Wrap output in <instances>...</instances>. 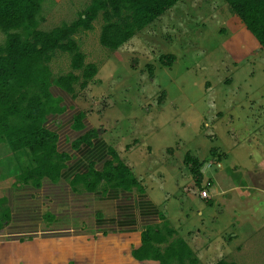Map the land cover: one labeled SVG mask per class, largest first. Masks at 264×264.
Listing matches in <instances>:
<instances>
[{
  "label": "rangeland",
  "instance_id": "1",
  "mask_svg": "<svg viewBox=\"0 0 264 264\" xmlns=\"http://www.w3.org/2000/svg\"><path fill=\"white\" fill-rule=\"evenodd\" d=\"M91 1L44 0L39 29L71 23ZM102 24L100 15L75 35L99 72L84 90L75 85L66 113L86 112L95 144L114 147L145 194L73 190L74 173L101 162L88 146L71 151L59 182L36 189L20 179L31 155L0 141V264H161L131 254L161 212L178 231L171 240L184 238L199 264H264V49L255 35L225 0H182L117 51L101 45ZM6 37L0 30V45ZM50 65L54 77L73 70L59 50ZM62 132L65 147L71 128ZM187 154L204 163L201 186Z\"/></svg>",
  "mask_w": 264,
  "mask_h": 264
},
{
  "label": "trees",
  "instance_id": "2",
  "mask_svg": "<svg viewBox=\"0 0 264 264\" xmlns=\"http://www.w3.org/2000/svg\"><path fill=\"white\" fill-rule=\"evenodd\" d=\"M181 1L92 0L76 20L45 31L39 29L44 0H0V30L7 34L0 45V141H5L14 153L26 150L31 155L33 163L20 174L22 182L36 189L47 180L59 182L71 165V151L88 146L92 148L89 157L101 162L92 161L87 171L74 173L70 180L73 190L78 186L89 193L98 189L103 193L137 189L145 194L144 186L117 150L103 141L95 144L99 133L87 124L86 112L66 113L64 101L77 98L75 85L79 83L84 90L99 72L97 64L85 61L75 35L92 30L93 22L101 15L100 43L117 51ZM225 1L264 49V0ZM58 50L70 55L73 70L54 77L50 64ZM162 59L171 65L175 57ZM67 126L72 133L66 134L68 143L63 147L62 131ZM186 159L192 165L196 184L201 186L204 163L191 154ZM159 216L164 221L145 225L132 256L161 264H199L200 259L184 238L171 240L178 231L162 212ZM47 218L55 219L51 213ZM217 264L236 263L222 259Z\"/></svg>",
  "mask_w": 264,
  "mask_h": 264
},
{
  "label": "built area",
  "instance_id": "3",
  "mask_svg": "<svg viewBox=\"0 0 264 264\" xmlns=\"http://www.w3.org/2000/svg\"><path fill=\"white\" fill-rule=\"evenodd\" d=\"M203 192H202V196L203 197H207L208 196V191H206V190H202Z\"/></svg>",
  "mask_w": 264,
  "mask_h": 264
},
{
  "label": "crops",
  "instance_id": "4",
  "mask_svg": "<svg viewBox=\"0 0 264 264\" xmlns=\"http://www.w3.org/2000/svg\"><path fill=\"white\" fill-rule=\"evenodd\" d=\"M5 247H6V246H5ZM1 249H4V248L0 246V250H1ZM1 257H3V256H0V258H1Z\"/></svg>",
  "mask_w": 264,
  "mask_h": 264
}]
</instances>
